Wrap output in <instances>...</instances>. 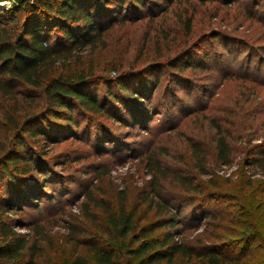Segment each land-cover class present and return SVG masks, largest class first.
I'll return each instance as SVG.
<instances>
[{
  "label": "rangeland",
  "instance_id": "rangeland-1",
  "mask_svg": "<svg viewBox=\"0 0 264 264\" xmlns=\"http://www.w3.org/2000/svg\"><path fill=\"white\" fill-rule=\"evenodd\" d=\"M140 2L117 8V22L95 44L59 65L91 73L102 81L96 93H116L126 112L121 116L113 106L111 117L83 110L75 132L42 148L25 135L49 169L46 180L35 171L28 176L47 185L40 200L8 208L4 217L38 237L36 264H59L85 252L79 240L106 225L95 201L116 207L124 194L145 223L161 217L164 199L174 204L213 192L202 219L193 218L194 206H183L175 226L179 241L196 248L223 243L230 255H244L243 264H264V160L248 164L260 159L254 151L264 143V0ZM40 94L20 84L0 92V152L14 122L43 107ZM220 135L229 143L226 164ZM253 231L260 237L244 252ZM176 264L202 262L178 257Z\"/></svg>",
  "mask_w": 264,
  "mask_h": 264
},
{
  "label": "trees",
  "instance_id": "trees-1",
  "mask_svg": "<svg viewBox=\"0 0 264 264\" xmlns=\"http://www.w3.org/2000/svg\"><path fill=\"white\" fill-rule=\"evenodd\" d=\"M5 1H10V5L1 4ZM135 1L141 4L140 0ZM127 2L0 0V92L8 94L13 84L40 88L43 104L39 111L26 113L22 121L14 122L12 139L6 150L0 152V264H36V257L41 253L38 237L32 238L30 231H18L4 217L8 208H22L31 205L33 200H40L47 185L39 182L38 177L46 180L49 169L25 135L31 140H40V148L46 147L59 136L75 132L79 112L85 114L82 112L85 110L112 117L110 109L120 108L121 100L116 93L108 90L101 97L96 93V85L102 81H96L91 73L70 70L66 63L59 69V65L70 62L76 49L95 44L104 30L117 22L120 16L117 8ZM126 110L121 109L120 115ZM134 121L135 126H142V121L137 118ZM217 143L222 162L226 164L230 160L226 136L220 135ZM254 152L260 159L248 162L249 165L264 160V143L257 145ZM151 167L159 168L155 163ZM32 171L38 177L28 176ZM152 191L161 198L155 187ZM213 194L204 192L198 195L200 198L174 199V204L164 199L161 217L145 223H141L145 216L127 206L124 194L116 207L109 202L95 201L104 208L106 225L93 235L80 237L79 243L85 252L77 251L59 264H176L178 257L193 256L202 264H243L244 255H230L223 243L196 248L179 241L181 231L175 226L180 222L183 206L202 210L197 214L191 209L193 218L200 215L202 219L207 202L216 197ZM248 225L256 229L255 223ZM259 235L258 231L246 235L253 240L244 247V252L251 250V243Z\"/></svg>",
  "mask_w": 264,
  "mask_h": 264
}]
</instances>
